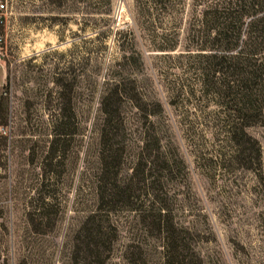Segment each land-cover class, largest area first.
<instances>
[{"label":"rangeland","instance_id":"1","mask_svg":"<svg viewBox=\"0 0 264 264\" xmlns=\"http://www.w3.org/2000/svg\"><path fill=\"white\" fill-rule=\"evenodd\" d=\"M214 1L7 0L0 264H71L72 236L95 206L97 109L109 68L148 109L159 104L145 119L124 102L122 116L131 139L152 125L161 151L176 154L181 170L162 178L166 204L202 264H264V126L245 128L259 165H230L232 144L196 83L206 42L199 19ZM110 218L116 238L104 264H163V240L138 214Z\"/></svg>","mask_w":264,"mask_h":264},{"label":"trees","instance_id":"2","mask_svg":"<svg viewBox=\"0 0 264 264\" xmlns=\"http://www.w3.org/2000/svg\"><path fill=\"white\" fill-rule=\"evenodd\" d=\"M199 21L200 36L206 41L197 55L199 95L217 110L219 132L232 144L230 165H259V147L245 128L264 126V0H216L202 10ZM115 72L109 68L104 80L109 86L98 100L101 124L98 169L93 177L95 206L72 236L71 264L105 263L116 238L110 216L118 211H134L145 231L163 240V264H202L182 236L187 227L173 221L166 204L164 176L181 170L176 154L161 151L152 125L131 139L122 116L124 102L145 119L159 111V104L148 109L135 88L125 87L124 77H115L119 76ZM0 113L4 114L2 103ZM127 156L132 158L131 165L122 174Z\"/></svg>","mask_w":264,"mask_h":264},{"label":"built area","instance_id":"3","mask_svg":"<svg viewBox=\"0 0 264 264\" xmlns=\"http://www.w3.org/2000/svg\"><path fill=\"white\" fill-rule=\"evenodd\" d=\"M7 16V0H0V56L1 53V45L5 40V33L3 31L4 23ZM4 94V92H3ZM3 134H5V131H2ZM1 174V169H0Z\"/></svg>","mask_w":264,"mask_h":264}]
</instances>
